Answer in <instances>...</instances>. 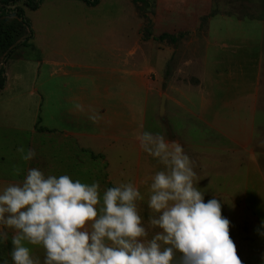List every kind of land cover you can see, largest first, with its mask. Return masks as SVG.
Returning <instances> with one entry per match:
<instances>
[{"label":"crops","instance_id":"1","mask_svg":"<svg viewBox=\"0 0 264 264\" xmlns=\"http://www.w3.org/2000/svg\"><path fill=\"white\" fill-rule=\"evenodd\" d=\"M136 6L134 29L113 23L101 48L99 28L51 33L58 41L49 39L37 62L45 89L20 87L13 97L36 107L45 100L46 119L0 124V228L13 241L45 229L67 252L86 253L115 242L118 219L156 181L166 192L173 167L197 194L212 179L229 180L226 188L238 189L240 237H254L263 252L256 229L264 233V0ZM4 77L2 90L11 81ZM161 97L159 119L185 114L199 144L146 128L157 124Z\"/></svg>","mask_w":264,"mask_h":264},{"label":"rangeland","instance_id":"2","mask_svg":"<svg viewBox=\"0 0 264 264\" xmlns=\"http://www.w3.org/2000/svg\"><path fill=\"white\" fill-rule=\"evenodd\" d=\"M139 3L143 10L154 7V0H98L95 5L76 0H41L36 10H30L20 0L7 6L9 12L14 8L22 9L30 24L31 38H27L30 32L27 30L7 59L5 55L0 56V68L11 77L7 89L0 90V124L18 122L25 125L34 115L46 119L45 100H37L40 107H36L34 99L18 102L13 97L20 87L21 91L45 89L42 85L46 80L45 67L41 66L37 73V62L46 57L48 40L51 39L53 45L58 41L51 33L72 27L99 28L102 31H96V45L99 48L107 46L113 23L119 26V22H123L134 29L138 20L132 13L135 9L139 11L136 6ZM213 10L216 9L213 7ZM7 20L17 21V18L11 16ZM144 29H148L147 25ZM22 40H28L27 44L21 45ZM100 54L103 55L102 51ZM15 76L17 80H13ZM9 103L12 114L8 113ZM156 114L157 124H149L146 128L157 129L162 135L171 132L181 140L190 136V141L199 144L198 133L185 128V114L179 111L174 117L168 116L167 122L159 119V109ZM171 169L168 180L162 185L166 192H160L161 181L157 179L150 195L139 194L133 210L124 211L118 219L119 225L112 228L118 233L113 237H117L115 242L89 247L86 253L80 247L67 252L58 240L45 238L48 237L45 229L31 236L21 232L13 241L7 239L0 228V264H264V250L258 251L263 246L254 237L247 243L240 237L243 230L240 228L238 189L226 188L229 180L216 178L212 179L214 186L209 183L204 194H197L186 187L185 179L180 184L173 167ZM206 176L205 173L203 177ZM258 231L264 235L259 227ZM241 246L246 248L244 253L240 251Z\"/></svg>","mask_w":264,"mask_h":264},{"label":"trees","instance_id":"3","mask_svg":"<svg viewBox=\"0 0 264 264\" xmlns=\"http://www.w3.org/2000/svg\"><path fill=\"white\" fill-rule=\"evenodd\" d=\"M20 0H0V56L5 55L6 59L16 49L17 41L26 35V31H30V24L23 15L21 8H14L9 12L7 6L16 4ZM87 5H95L98 0H80ZM24 4L30 10H36L41 0H23ZM17 18V21H8L9 17ZM31 31L28 39L31 38ZM28 40H22L21 45L27 44ZM5 83L4 69L0 68V90L3 89Z\"/></svg>","mask_w":264,"mask_h":264},{"label":"water","instance_id":"4","mask_svg":"<svg viewBox=\"0 0 264 264\" xmlns=\"http://www.w3.org/2000/svg\"><path fill=\"white\" fill-rule=\"evenodd\" d=\"M163 110H164V97H161L160 105H159V116L163 115Z\"/></svg>","mask_w":264,"mask_h":264}]
</instances>
